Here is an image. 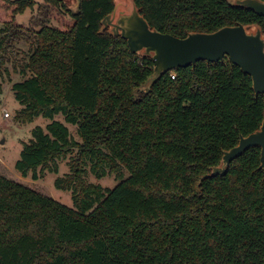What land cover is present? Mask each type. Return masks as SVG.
Wrapping results in <instances>:
<instances>
[{"label": "trees", "instance_id": "1", "mask_svg": "<svg viewBox=\"0 0 264 264\" xmlns=\"http://www.w3.org/2000/svg\"><path fill=\"white\" fill-rule=\"evenodd\" d=\"M264 2V0H261ZM55 25L37 33L12 86L21 123L42 117L23 143L15 170L24 178L70 173L55 187L73 207L0 174V264H264V173L260 149L235 158L224 176L201 180L241 137L259 129L264 96L228 58L164 74L146 94L149 58L104 32L113 0H43ZM150 28L177 38L264 18L225 0H134ZM33 0H0V66L14 53L16 16ZM52 17V16H51ZM77 127L80 141L54 120ZM114 175V188L85 184ZM128 174V177H126Z\"/></svg>", "mask_w": 264, "mask_h": 264}, {"label": "water", "instance_id": "2", "mask_svg": "<svg viewBox=\"0 0 264 264\" xmlns=\"http://www.w3.org/2000/svg\"><path fill=\"white\" fill-rule=\"evenodd\" d=\"M80 1L76 0L77 9ZM225 1L264 18L261 0ZM113 6L112 12L100 21L99 34L107 32L112 37H120L132 54L149 58L154 65L152 74L135 93L147 94L164 74L178 68L194 66L198 61L217 63L228 58L250 77L255 97L264 96V34L257 24L226 26L211 33L191 32L184 38H177L150 28L134 0H113ZM256 147L260 149L259 168L264 173V115L259 129L241 137L235 147L224 151L219 164L201 180L224 176L235 158Z\"/></svg>", "mask_w": 264, "mask_h": 264}, {"label": "rangeland", "instance_id": "3", "mask_svg": "<svg viewBox=\"0 0 264 264\" xmlns=\"http://www.w3.org/2000/svg\"><path fill=\"white\" fill-rule=\"evenodd\" d=\"M14 1V0H11ZM34 7L26 9L22 14L16 16V20L22 25V30H15L17 41L13 42L14 53L7 51L6 58L0 66V174L14 181L30 187L53 198L57 203L73 207L72 195L68 191L59 190L55 187L57 178H62L70 173V162L76 157V151L69 153L66 158L58 160L57 173L45 172L42 178L34 181L30 174L24 178L15 170V163L19 159L23 143H27L31 137L32 130L39 126L45 128L50 122L42 117L34 119L31 123H21L17 120V114L22 106L14 98L12 86L22 82L30 76L29 71L22 72V67L27 63L33 52L32 45L36 42L37 33L44 27H52L55 23L54 14L57 11L43 2L33 0ZM69 4L71 10L76 12V0H64ZM52 16V17H51ZM3 26L0 23V28ZM7 114V118L4 115ZM54 120L63 123L69 130L73 139L80 141L77 135V127L64 122L62 115H57ZM86 174L83 177L85 184L100 185L103 189L114 188L117 185L114 175L96 178L90 171L89 165L85 167ZM128 177V174L127 176Z\"/></svg>", "mask_w": 264, "mask_h": 264}, {"label": "built area", "instance_id": "4", "mask_svg": "<svg viewBox=\"0 0 264 264\" xmlns=\"http://www.w3.org/2000/svg\"><path fill=\"white\" fill-rule=\"evenodd\" d=\"M170 77H171L172 79H174V74L172 73V71L170 72ZM4 117L7 118V117H8L7 114H5Z\"/></svg>", "mask_w": 264, "mask_h": 264}]
</instances>
